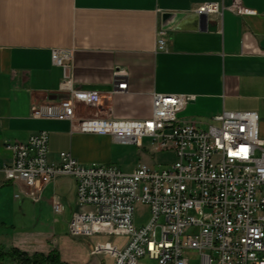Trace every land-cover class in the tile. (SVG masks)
<instances>
[{
    "label": "crops",
    "instance_id": "obj_1",
    "mask_svg": "<svg viewBox=\"0 0 264 264\" xmlns=\"http://www.w3.org/2000/svg\"><path fill=\"white\" fill-rule=\"evenodd\" d=\"M236 1L0 0V264H22L10 256L13 251L29 258L52 255L47 264H114L112 255L95 253L96 246L122 248L128 241L110 233L71 235L73 178L60 177L34 202L2 171L13 157L7 142L48 131L51 160L71 152L84 165L117 166L90 141L117 142L82 132L80 118L149 119L155 92L191 96L179 117L204 129L218 124L215 117L225 110L256 111L264 140V0H238L243 14L230 9ZM204 3L225 7L223 14L207 15L206 29L192 12ZM159 29L167 31V51H157ZM56 48L73 51L69 70L54 64ZM119 70L127 73L128 85L116 91ZM65 73L76 88L99 90L102 104L89 111L79 106L74 121L36 117V107L67 96L60 91ZM55 194L66 202L59 216ZM107 235L118 238L102 243L100 236Z\"/></svg>",
    "mask_w": 264,
    "mask_h": 264
},
{
    "label": "built area",
    "instance_id": "obj_2",
    "mask_svg": "<svg viewBox=\"0 0 264 264\" xmlns=\"http://www.w3.org/2000/svg\"><path fill=\"white\" fill-rule=\"evenodd\" d=\"M225 7L204 3L192 10L198 15L223 14ZM245 13L238 0L230 7ZM167 31L157 32V51H167ZM55 65L69 70L70 49H53ZM127 73L115 74L116 91L126 89ZM60 101L35 108L40 118L76 120L78 107H97L99 90L79 89L65 73ZM191 96L153 94V114L145 120H115L96 115L80 118L85 133L110 135L118 143L144 148L149 138L156 150L172 151L176 161L158 170L139 163L133 172L117 166L84 165L71 152L50 159L49 132L32 134L26 141L7 142L13 152L2 171L7 180L21 185L34 202L60 177L76 183V209L69 231L77 237L98 233L128 237L119 248L97 245L95 253L114 257V264H264V140L256 111H223L218 124L207 129L182 121L180 112ZM21 194L16 197L20 198ZM138 203L151 209V220L142 227L134 223ZM53 211L59 215L65 204L55 194Z\"/></svg>",
    "mask_w": 264,
    "mask_h": 264
},
{
    "label": "rangeland",
    "instance_id": "obj_3",
    "mask_svg": "<svg viewBox=\"0 0 264 264\" xmlns=\"http://www.w3.org/2000/svg\"><path fill=\"white\" fill-rule=\"evenodd\" d=\"M82 108V110L84 111L90 110L87 109L89 107L85 105H82ZM90 142L91 145L100 148L101 157L107 158L108 161L117 165L124 172H133L139 163H148L149 165L156 167L158 170H161L173 164L177 160L175 153L172 151H155L152 147L151 140L149 138H146L144 140V148H139L135 144H123L118 142L111 143L109 140ZM68 182L70 184H75L73 179H69ZM151 217V209H149L147 205L141 203H138L136 205L134 223L137 227L147 225L151 220ZM86 238L89 239V237ZM117 238V235L100 236V240L102 241V243L114 242ZM97 240L98 239L96 238L95 241ZM142 262L147 264H153L155 261L146 258L142 259ZM199 262L200 260L197 256L196 264H199Z\"/></svg>",
    "mask_w": 264,
    "mask_h": 264
},
{
    "label": "trees",
    "instance_id": "obj_4",
    "mask_svg": "<svg viewBox=\"0 0 264 264\" xmlns=\"http://www.w3.org/2000/svg\"><path fill=\"white\" fill-rule=\"evenodd\" d=\"M4 254H0V257H3ZM10 256L14 259L21 260L22 264H47L50 261H53V256L50 255L49 257L45 258L43 256L36 255L33 258L26 257L23 254L18 253L17 251H13ZM57 262V263H56ZM55 264H58L56 261Z\"/></svg>",
    "mask_w": 264,
    "mask_h": 264
},
{
    "label": "water",
    "instance_id": "obj_5",
    "mask_svg": "<svg viewBox=\"0 0 264 264\" xmlns=\"http://www.w3.org/2000/svg\"><path fill=\"white\" fill-rule=\"evenodd\" d=\"M207 21H208V16L206 14L200 15V26L203 29H206L207 27Z\"/></svg>",
    "mask_w": 264,
    "mask_h": 264
}]
</instances>
